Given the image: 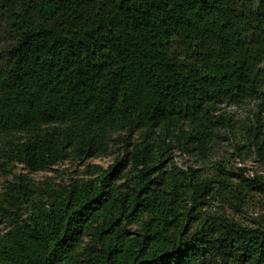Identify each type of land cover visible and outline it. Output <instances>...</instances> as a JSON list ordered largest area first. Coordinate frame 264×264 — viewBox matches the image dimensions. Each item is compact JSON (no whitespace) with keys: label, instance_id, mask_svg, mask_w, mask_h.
Instances as JSON below:
<instances>
[{"label":"trees","instance_id":"trees-1","mask_svg":"<svg viewBox=\"0 0 264 264\" xmlns=\"http://www.w3.org/2000/svg\"><path fill=\"white\" fill-rule=\"evenodd\" d=\"M0 37V264H264V226L204 211L264 175L203 167H264V0H0Z\"/></svg>","mask_w":264,"mask_h":264},{"label":"rangeland","instance_id":"rangeland-1","mask_svg":"<svg viewBox=\"0 0 264 264\" xmlns=\"http://www.w3.org/2000/svg\"><path fill=\"white\" fill-rule=\"evenodd\" d=\"M5 46V40L0 37V52ZM255 102H244L239 105L225 106L227 113L233 115V117L239 122L246 119H251L253 113L256 111ZM233 143L234 140L219 142L215 145L211 154L210 161L203 164L205 170L214 172V164L218 160H224L228 163V167L232 168H244V173L247 177L253 178L254 174L264 175V167L254 161V159H245L240 161L238 158H233ZM174 161L180 166L193 165L195 159L191 155L181 153L175 150L172 153ZM111 156H104L94 159H89L86 162L101 165L103 167L110 164ZM83 165L78 162L65 160L52 166L47 171H37L29 173L35 181H40L45 177L52 178L55 182L67 181L68 178L73 177L83 169ZM25 172V170H21ZM5 178L0 177L2 183ZM210 207L204 211L209 214H216L229 217L237 221L238 223L247 227H260L264 226V194L259 192H251L244 202L238 203L234 197L218 198L211 202Z\"/></svg>","mask_w":264,"mask_h":264}]
</instances>
